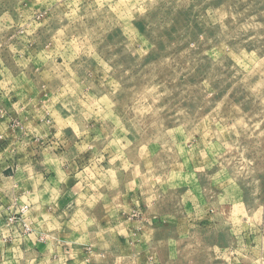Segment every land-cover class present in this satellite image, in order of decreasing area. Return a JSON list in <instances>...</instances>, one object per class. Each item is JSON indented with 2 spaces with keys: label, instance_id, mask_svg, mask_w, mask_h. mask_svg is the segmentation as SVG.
Wrapping results in <instances>:
<instances>
[{
  "label": "rangeland",
  "instance_id": "rangeland-1",
  "mask_svg": "<svg viewBox=\"0 0 264 264\" xmlns=\"http://www.w3.org/2000/svg\"><path fill=\"white\" fill-rule=\"evenodd\" d=\"M263 237L264 0H0V264H264Z\"/></svg>",
  "mask_w": 264,
  "mask_h": 264
},
{
  "label": "crops",
  "instance_id": "crops-1",
  "mask_svg": "<svg viewBox=\"0 0 264 264\" xmlns=\"http://www.w3.org/2000/svg\"><path fill=\"white\" fill-rule=\"evenodd\" d=\"M264 238V237H263ZM264 250V243L263 244H260ZM259 245V246H260ZM254 248V247H253ZM70 250H66V253H71V255L69 254V256H67L65 254L66 257H70V261L69 263L67 262L66 264H90L89 263V259H88V251H86V249L84 247L80 248V249H76V248H69ZM252 253V252H251ZM59 262L60 263V254L56 252V255H55ZM250 264H255L254 262L250 261Z\"/></svg>",
  "mask_w": 264,
  "mask_h": 264
}]
</instances>
